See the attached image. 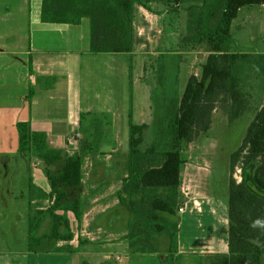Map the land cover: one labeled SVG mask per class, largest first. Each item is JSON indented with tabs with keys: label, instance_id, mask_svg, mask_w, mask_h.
Here are the masks:
<instances>
[{
	"label": "trees",
	"instance_id": "1",
	"mask_svg": "<svg viewBox=\"0 0 264 264\" xmlns=\"http://www.w3.org/2000/svg\"><path fill=\"white\" fill-rule=\"evenodd\" d=\"M34 0H31V6ZM36 1V0H35ZM34 1V2H35ZM40 20L45 24L79 26L90 22V52L94 54H133L138 17L137 0H38ZM179 2V0H177ZM264 5V0H228L225 4L205 2L181 8L190 19L187 32L204 39L209 56L200 77L190 76L170 128L175 138L171 150L159 143L142 148L147 125L132 122L126 163V176L116 194L130 214L123 240L136 254H157L159 238L169 240L167 253L175 258L179 248V207L181 171L185 164L178 145H190L211 129L214 113L224 109L230 120L249 119L250 126L240 148L231 156L229 179V233L227 253L207 254L204 264H264V54L232 51L236 41L232 25L242 8ZM147 6V5H145ZM205 45V44H204ZM257 87L259 90H257ZM19 152L31 155L49 166L64 162L62 169L48 172L51 193L31 185L40 204L30 207L29 249L59 243L55 252H75L68 213L79 223L91 207L94 194L75 196L73 190L85 179L87 152L69 154L51 149L45 133L31 132L19 123ZM239 172L240 180L236 175ZM49 201L48 210L42 202ZM48 215L53 220L50 233L36 232ZM66 230L65 234H62ZM65 242L66 245H60ZM47 244V246H48ZM91 244V243H89ZM93 245V244H91Z\"/></svg>",
	"mask_w": 264,
	"mask_h": 264
},
{
	"label": "crops",
	"instance_id": "2",
	"mask_svg": "<svg viewBox=\"0 0 264 264\" xmlns=\"http://www.w3.org/2000/svg\"><path fill=\"white\" fill-rule=\"evenodd\" d=\"M34 1L31 6V0H0L1 134L11 132L14 138L17 135L19 138L17 126L25 123L31 132L45 133L51 149L75 150L76 153L89 149L93 151L91 155L96 151L119 149L123 143L119 135L125 133L126 139L129 136V115L134 117L131 104L137 102L132 99L137 82L133 81L131 74L132 60L137 58V52L91 53L88 21L83 20L79 26L42 23L38 3ZM207 1L223 4L225 0ZM180 2L202 5L206 0ZM232 33L239 53L264 54V5L242 8L233 22ZM158 48L164 49L163 45ZM208 56L209 53L205 63ZM95 87H102L105 96L99 95ZM120 91L125 92L123 100L118 97ZM135 92H138V87ZM214 117L216 119V112ZM91 124L94 132L103 136L102 139L108 137V141L91 143L76 136L82 130L84 134H89ZM72 136L76 137L74 142ZM98 162L93 159L92 164L97 165ZM60 165L63 167L64 162ZM37 167L31 165L30 183L50 194L52 188L48 174L41 175ZM206 174L199 167H195L191 174L184 171V165L182 167L181 191L187 192L188 198L184 212L179 214V248L175 258H172L161 252L144 255L129 250L123 236L130 215L124 213L116 197L121 188L103 190L102 186H111L114 180L108 175L85 173L82 186L73 193L75 196L94 194L91 207L81 223L73 213H68L74 236L69 245L79 250L57 252L62 255L59 258L64 264H204L207 254L227 253L229 201L227 206L224 198L218 201L209 197ZM87 183L92 187L87 189ZM112 198L116 199L118 206L117 202L111 204L107 201ZM34 199L33 204L37 207L40 204L37 195ZM100 200H106L99 203L104 205L101 219L95 213L98 207L95 204ZM46 202L47 207L44 208L42 202L41 209L48 210L50 203ZM52 225L53 220L51 229ZM48 247L44 249L55 252L56 247ZM113 256H119V259H113Z\"/></svg>",
	"mask_w": 264,
	"mask_h": 264
},
{
	"label": "rangeland",
	"instance_id": "3",
	"mask_svg": "<svg viewBox=\"0 0 264 264\" xmlns=\"http://www.w3.org/2000/svg\"><path fill=\"white\" fill-rule=\"evenodd\" d=\"M137 2L142 6L138 8L135 34L137 58L132 60L131 74L133 81L137 82L138 92H135L137 87L134 86L132 99L137 102L134 104L131 101L133 103L131 109L134 107V120L132 117L131 120L138 125H147L143 150L154 143H159L161 150H171L170 147L175 144V138L169 126L178 114L180 101L190 76L200 77L202 74V67L209 53L208 47L203 37L196 36L198 33L194 36V33L187 32L190 17L184 13L181 6L189 4H183L180 0L179 2L177 0H137ZM36 3L39 8V1L36 0ZM224 3L226 0L223 1ZM84 21L89 22L88 19ZM160 45H163L164 49L158 48ZM232 51L239 53L236 51V45H233ZM94 90H97L99 95L105 96L102 87H95ZM257 90H259L258 87ZM118 97L123 100L125 92H118ZM246 117L250 119L253 114ZM246 117L230 120L227 112L219 106L216 110V119L213 118L212 128L208 132L202 133L188 146L178 145L185 161L184 171L191 174L195 167L204 169L207 173L206 185L209 197L218 201L224 198L227 206L231 156L242 145L250 126L251 121ZM76 136L82 141L91 143L98 140L108 141V137L102 139L103 136L94 132L92 124L89 134H84L82 130L81 133H76ZM75 139L76 137L72 136L73 142ZM119 139H123V143L115 151L107 149L96 151L91 155L93 151L86 149L77 153L75 150L67 153L87 152L90 159L86 160L85 173L108 175V178L113 179L114 182L111 186H102V189L115 191L121 188V179L126 175L129 153L128 137L126 139L125 133H122ZM93 159L99 161L97 165L92 164ZM60 164L61 162L49 166L36 157L19 153L18 135L14 138L11 132L7 134L0 132V264H64V261L59 258L62 257L60 253L44 249L48 243L37 247L33 252L29 249L30 222L34 216L30 204L36 199H34L36 191L30 190L31 165H38L37 172L43 175L48 172L57 173L62 168ZM236 178L240 180L239 172ZM39 184L42 186L41 182ZM92 184L89 186L87 183V189L92 187ZM186 193L181 191L183 206L188 198ZM261 194L264 196V193ZM104 201L106 200H100L95 204L98 205L95 213L99 219L104 215V205L99 203ZM107 201L111 204L117 202L114 198ZM118 204L117 202L116 205ZM47 205L48 202L44 201L43 207L46 208ZM126 212L124 209V213ZM51 223L50 216L46 215L36 235L40 237L49 233ZM116 232L119 231L116 230ZM158 242L160 252L166 255L169 240L159 238ZM58 245L59 243H50L48 248ZM127 245L129 247L128 243ZM116 257L119 259V256H113V259Z\"/></svg>",
	"mask_w": 264,
	"mask_h": 264
},
{
	"label": "built area",
	"instance_id": "4",
	"mask_svg": "<svg viewBox=\"0 0 264 264\" xmlns=\"http://www.w3.org/2000/svg\"><path fill=\"white\" fill-rule=\"evenodd\" d=\"M184 208H185V206L180 205L179 210H178L179 214L184 212Z\"/></svg>",
	"mask_w": 264,
	"mask_h": 264
}]
</instances>
